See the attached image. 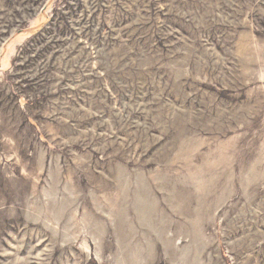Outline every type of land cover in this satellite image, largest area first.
I'll return each mask as SVG.
<instances>
[{
	"label": "rangeland",
	"instance_id": "rangeland-1",
	"mask_svg": "<svg viewBox=\"0 0 264 264\" xmlns=\"http://www.w3.org/2000/svg\"><path fill=\"white\" fill-rule=\"evenodd\" d=\"M0 264H264V0H0Z\"/></svg>",
	"mask_w": 264,
	"mask_h": 264
}]
</instances>
